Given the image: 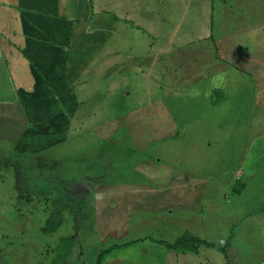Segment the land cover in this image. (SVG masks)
Segmentation results:
<instances>
[{"label":"crops","instance_id":"1","mask_svg":"<svg viewBox=\"0 0 264 264\" xmlns=\"http://www.w3.org/2000/svg\"><path fill=\"white\" fill-rule=\"evenodd\" d=\"M214 12L210 0H0V96L32 125L15 145L20 156L47 153L92 123L104 147L77 157L125 161L116 182L99 176L101 161L62 168L55 182L76 180L69 187L75 198L89 189L84 205L91 214L135 203L117 197L120 184L126 193L145 191L149 185L140 186L151 179L187 189L177 205L187 193L197 195L195 184L238 189L250 214L237 233L212 232L209 239L203 230L185 232L176 243H158L172 252L170 264H264V165L251 161L263 152L264 131L257 129L264 105L255 74L199 66L214 35ZM216 76L223 79L213 87ZM191 237L228 242L195 253Z\"/></svg>","mask_w":264,"mask_h":264},{"label":"rangeland","instance_id":"2","mask_svg":"<svg viewBox=\"0 0 264 264\" xmlns=\"http://www.w3.org/2000/svg\"><path fill=\"white\" fill-rule=\"evenodd\" d=\"M210 2L215 7L214 35L199 66L209 73L236 67L255 74L259 80L258 100L264 105V0ZM196 60L187 61V65L192 67ZM168 67L172 70L176 66ZM26 125L21 111L2 102L0 96V264H96L101 257L100 264H154L157 260L170 264L167 256L172 252L161 248L158 240L176 243L185 232L202 230L209 239L216 238L212 232L220 236L228 231L237 233L240 223L250 214L238 189L195 184L197 195L187 193L184 203L177 205L180 193L187 189L164 188L152 183V179L140 186L149 185L144 189L148 192L138 189L126 193L120 184L117 197L133 199L135 203H128L135 204L131 210L124 209L128 204L117 203L118 210L111 215L91 214L84 205L89 189L67 203V196H75L70 188L76 186V180L55 182L63 179L62 168L73 170L80 164L87 169L101 161L105 165L100 167L99 176L116 182L121 179L116 174L123 170L118 171L125 161L104 155L83 161V157L98 155L104 147L92 123L82 126L74 140L48 150L54 151L53 156H46L48 151L38 156H20L15 145L21 134L30 131L32 125ZM257 131H264V125ZM260 145L263 152L251 160L257 166L264 165V140ZM90 159L94 160L91 164ZM151 164L148 160L146 172ZM254 181H247L250 188H255ZM169 197L173 205L167 208L164 202ZM30 220L33 228L37 224V229L45 226V230L34 229L35 235L28 233Z\"/></svg>","mask_w":264,"mask_h":264},{"label":"trees","instance_id":"3","mask_svg":"<svg viewBox=\"0 0 264 264\" xmlns=\"http://www.w3.org/2000/svg\"><path fill=\"white\" fill-rule=\"evenodd\" d=\"M213 95L214 96H219L220 97V99H224L225 98V95H224V93L222 92V91H215L214 93H213ZM75 199V197H72V198H70V197H67V200H68V202L67 203H72V201ZM87 202H89V200L87 199ZM1 205H2V203H1ZM34 219H36V220H39V218H34ZM28 224L30 225V224H32V226L30 227V228H33V220H30L29 222H28ZM37 224L35 225V227L33 228V231H31L30 230V228H29V230H27V232L28 233H32L33 232V235H35V232L37 231V230H39V231H44L45 230V226H42V227H39L38 229H37ZM34 229H36V231L34 230ZM56 229V228H55ZM55 229H53V233L55 232ZM192 238V242H189V249L191 250V252H195V253H198L199 252V250L201 249V248H203V247H207V248H214V247H218V248H223V247H225L226 245L225 244H227V242L228 241H226V242H224V243H220V245H217L216 243H210V242H206V241H203V240H200L199 238H197V237H191ZM203 244H205L204 246H202ZM224 244V245H223ZM101 260H103V258L101 257V258H99V259H97V261H96V264H100L99 262L101 261ZM154 264H159L157 261H154Z\"/></svg>","mask_w":264,"mask_h":264},{"label":"clouds","instance_id":"4","mask_svg":"<svg viewBox=\"0 0 264 264\" xmlns=\"http://www.w3.org/2000/svg\"><path fill=\"white\" fill-rule=\"evenodd\" d=\"M223 79V77H221V76H216V77H214L213 78V81H212V84H213V87H216V86H218V81L219 80H222ZM192 94H194V95H197L198 94V91L197 90H193V93Z\"/></svg>","mask_w":264,"mask_h":264}]
</instances>
